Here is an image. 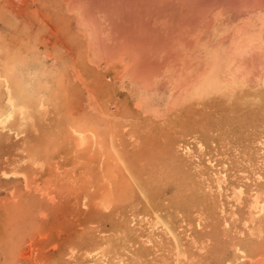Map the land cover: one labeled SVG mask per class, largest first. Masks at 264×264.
<instances>
[{"label": "rangeland", "instance_id": "rangeland-1", "mask_svg": "<svg viewBox=\"0 0 264 264\" xmlns=\"http://www.w3.org/2000/svg\"><path fill=\"white\" fill-rule=\"evenodd\" d=\"M2 66L0 207L23 196L31 182L40 192L33 198L37 212L16 224L0 210V232L24 235L36 263L264 264V89L246 94L249 114L234 116L223 106L238 97H220L218 109L231 116L208 114L214 138L178 128L152 139L91 137L90 181L74 191L66 175L79 165L58 146L44 75L16 63L9 77ZM172 98L157 87L152 107L162 111ZM3 255L0 248V262Z\"/></svg>", "mask_w": 264, "mask_h": 264}, {"label": "bare ground", "instance_id": "bare-ground-1", "mask_svg": "<svg viewBox=\"0 0 264 264\" xmlns=\"http://www.w3.org/2000/svg\"><path fill=\"white\" fill-rule=\"evenodd\" d=\"M0 28L2 72L12 77L18 63L44 75L58 146L79 165L66 175L74 191L90 181L91 137L152 139L178 128L214 138L208 114H249L246 94L264 89V0H0ZM157 87L173 96L162 111L151 104ZM222 96L238 99L219 110ZM31 183L25 199L0 207L9 223L37 212ZM2 233L0 264H38L24 235Z\"/></svg>", "mask_w": 264, "mask_h": 264}]
</instances>
